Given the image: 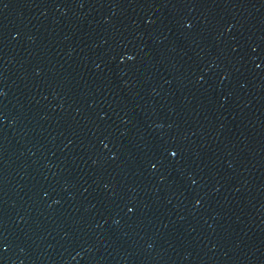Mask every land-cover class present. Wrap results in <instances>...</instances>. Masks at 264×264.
Returning <instances> with one entry per match:
<instances>
[{"label":"water","instance_id":"95a60500","mask_svg":"<svg viewBox=\"0 0 264 264\" xmlns=\"http://www.w3.org/2000/svg\"><path fill=\"white\" fill-rule=\"evenodd\" d=\"M0 264H264V0H0Z\"/></svg>","mask_w":264,"mask_h":264}]
</instances>
